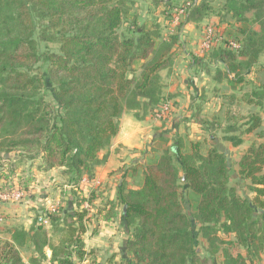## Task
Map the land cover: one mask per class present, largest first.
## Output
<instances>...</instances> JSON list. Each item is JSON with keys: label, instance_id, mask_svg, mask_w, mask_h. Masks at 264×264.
I'll list each match as a JSON object with an SVG mask.
<instances>
[{"label": "trees", "instance_id": "1", "mask_svg": "<svg viewBox=\"0 0 264 264\" xmlns=\"http://www.w3.org/2000/svg\"><path fill=\"white\" fill-rule=\"evenodd\" d=\"M188 2L175 34L164 39L160 22H142L130 0H0V159L9 160L17 150L38 157L40 170L59 169L70 187L92 180L106 158L99 153L118 132L124 109L144 116L167 98L160 71L173 65L183 24H197L210 14L225 23L224 35L240 46H213L194 64L212 72L215 83L225 80L231 90L249 83L247 73L254 66L264 71L258 64L264 52V0H220L216 7L215 0ZM41 44L56 49H41ZM256 80L239 97L223 96L225 121L218 115L199 118L208 130L221 128L222 140L232 146L242 143L244 133L259 140L237 161V174L250 181L253 196L229 186L226 152L213 134L211 142L177 136L160 153L152 148L142 164L125 169L104 219L119 213L126 251L117 262L111 254L106 264H205L209 259L255 264L264 253V82ZM235 101L257 110L242 122L231 113ZM127 177L138 182L130 185ZM68 195L54 211L39 208L43 216L37 214L28 229H13L11 240L1 246L0 264H24L19 251L25 247L35 262L83 264L88 257L100 264L81 237L87 217L81 205L95 194L78 199L71 188ZM44 216L51 230L42 223ZM218 232L231 233L234 240ZM198 236L207 242L203 252L197 249ZM220 245L236 252L223 246L217 263Z\"/></svg>", "mask_w": 264, "mask_h": 264}, {"label": "crops", "instance_id": "2", "mask_svg": "<svg viewBox=\"0 0 264 264\" xmlns=\"http://www.w3.org/2000/svg\"><path fill=\"white\" fill-rule=\"evenodd\" d=\"M182 18L183 15L178 16L176 22L174 21V14H171L170 21L172 24L174 23V25H177ZM207 25L216 27L224 35L225 23L220 22L219 17L213 14H210L197 24L192 22L184 23L179 37L184 36L186 43L180 42L179 40V45L175 47L176 52L171 69L160 71L163 83V94L171 95L173 99L176 100L174 108L167 118L157 120L152 117L151 112L144 116H141L142 113L139 112L140 117H136L134 115V113L137 112L136 110L124 109L119 119L118 132L111 139L109 147L100 152V156L106 157L105 161L97 167L94 178L87 183L88 187L91 185L90 188L92 186H100L96 190H93V187V189L89 191L85 189L82 192L83 196H86L87 191L88 196L92 192L95 194V198L91 203L84 201L81 205L82 208L86 209L87 216H90L89 220L97 225L96 233L94 231L92 233L90 232L88 235L91 238V243H96L92 238H96L97 240L104 239L97 234L105 235L106 233L109 235L108 237H112L110 239L114 240L117 236H122V240L126 238L125 232L119 235L116 231V234H114L115 229H118L120 224L119 213L109 220L104 219V215L109 208L107 202L115 200L116 187L125 169L134 167L137 162L142 164L147 156H151L150 150L157 147L156 143L161 138L168 139L171 142L177 136L188 134L190 139L207 138V140L211 142V134H213L215 138L220 134L221 136H219V139L222 140L224 133L221 128L208 130L207 125L201 123L199 118L210 119L212 115H218L220 118H224V109L226 105V103H224V95L233 93L236 97H239L243 92L248 91L253 84H256V78L259 79V82H264V71L261 67L254 66L253 71L247 73V82L249 83H241L237 89L231 90L225 80L221 83H215V81L212 80V72L207 73L195 65L194 58L207 55V51H203L200 48V40L203 36L204 28ZM252 28L254 30L259 29L257 24H254ZM163 38H168V36L165 35ZM217 46L222 45L218 44ZM258 64L264 66V52L259 55ZM215 65L216 64H214V66ZM217 66L222 68L220 64ZM236 102L237 101L231 106L230 110L231 113L238 116L239 119L242 118V114H238L237 108L245 106L253 108V111L257 109L243 101H239V103ZM197 111L199 112L198 116H195L194 114ZM216 140L217 139H215L214 142L217 143ZM225 142L229 143L228 141ZM159 143L161 142L159 141ZM229 145L232 146L231 143H229ZM51 173H53V170L44 172V175ZM127 179L130 180L129 184L132 185V179L128 177ZM85 188L87 187L85 186ZM85 204H87V206L84 207ZM95 205L99 208L91 212L92 207H95ZM85 233H87V226L83 234ZM83 234H81L82 239ZM83 241L85 243L84 239ZM85 249L88 250L86 246ZM92 249L95 250V246H92L89 250ZM45 253L48 258L50 256L48 247H45Z\"/></svg>", "mask_w": 264, "mask_h": 264}, {"label": "rangeland", "instance_id": "3", "mask_svg": "<svg viewBox=\"0 0 264 264\" xmlns=\"http://www.w3.org/2000/svg\"><path fill=\"white\" fill-rule=\"evenodd\" d=\"M165 1L170 2L168 7L172 8L171 10L170 8L166 7ZM186 1L188 0H130L129 6L132 10L134 11L136 10V12L140 14L142 22H147V24H149L150 21L160 22L162 36L164 37L165 35L169 36V34H175L176 28L179 23L177 25H174V23L172 24V22L170 21L171 14H177V10L181 8H183V11L180 14H184V12L186 11V7H184ZM219 2L220 0H215V2L213 3L214 7H216ZM166 14H170V15L169 16L167 15L168 17H165ZM181 29H183V26ZM179 40L180 42L186 43L185 42L186 40H184V36H180ZM40 47L41 49L42 48H50L53 50L56 49V46L52 44L50 45L41 44ZM37 65H41V64L38 63ZM44 94L46 95L47 98L50 97V92L47 89L44 90ZM165 96L167 97V99L173 102V104L176 103V100H174L171 95H165ZM150 112L152 115V110ZM237 112L240 115L242 114L241 115L242 118H240V120L244 122L246 116L251 112H253V108L241 106L237 108ZM261 113H262L261 124L262 127L264 128V112L261 111ZM237 124H240V121ZM217 136H218L216 138L217 145L221 150H225L227 162L230 168V173H229L230 178L228 181L229 186L235 189L236 194H239L241 196L247 195L251 198L253 196V193L250 191V181L248 179H244L240 177L237 174V160L251 142H253L254 140L255 141H259V140H257L254 137L253 133H249V134L244 133L242 135L243 141L241 145L237 147H233L230 146L229 143L225 142L224 140L219 139L220 138L219 136H221L220 134H218ZM159 141L162 144L159 143ZM159 141L156 143L157 147L154 148V149L157 148L156 152L158 151L159 153L161 149H164L165 147L171 144L170 140L165 138H161L159 139ZM29 156H30L29 153H24L21 155L17 150H14L9 153V160L4 161L3 159H0V193L2 192L22 193L21 197L16 200L11 198H7L4 200L0 198V216L2 218V220L0 221V249L5 241L11 240V233L13 229L15 228L28 229L31 225H33V222L37 218V214L42 215L39 211H37L39 208L44 207L47 208L48 210L54 211L58 207L64 206L67 199L70 198L68 194H70L69 192L71 188H73V191L75 192L78 199L81 198L86 199L88 197V191L90 189H93L94 187L92 186L90 188L91 185L89 187L87 186V183L90 180L86 178H84L79 183V185L75 187H70L66 183V177H64L60 173V170L56 168L52 169L53 173L44 175V172L47 171H43L39 169L41 160L38 157L32 159ZM262 171L264 172V166ZM127 181L129 184L130 180L127 179ZM137 182H138L137 177L136 179L132 178L131 183L135 184ZM85 186L87 188H85ZM99 186H96L97 188L94 187L93 190L98 189ZM85 189H87L88 191L86 196H83L82 192ZM85 206H87V204H85L84 207ZM96 208L99 207L95 205V207H92V211L91 210L90 211L93 212L94 210H96ZM89 218L90 216H87L85 219V224L87 226V233L83 234V239L85 240L86 248L89 250L92 248V246H95L96 249L95 250L92 249V250L95 251L96 262H100V264H106V260L111 254L115 255V259H114L115 262L119 261L120 254L125 253L126 251L125 241L121 239L122 236L120 237L117 236V238L114 240V239H110L112 237H108L109 235H107L106 233L105 235L97 234L99 235V237H102L104 239L97 240L96 238H92L96 243H91L90 240L91 238L88 235L90 232L92 233L95 231L96 233L97 225L93 223L91 220H89ZM41 221L48 230H51L50 224L45 216L41 218ZM116 231L119 233V235H121L120 233L124 232L120 224H119V228L115 229L114 234H116ZM218 235L226 240H234V236L231 233L224 234L222 232H218ZM206 246H207L206 240L201 236H198L197 249L200 252H203ZM223 246L228 247V249H230V251L233 253L236 252V249L232 246H227V245H223ZM223 246L220 245L218 253L216 254L217 263L222 259L221 248H223ZM19 254L24 264H52L49 263L47 259H45L44 261L40 260L38 262L32 260V258L35 255L32 254L30 247H25L21 249L19 251ZM254 262L255 264H264V253L262 251L258 253L257 257L254 259ZM83 264H92L91 259L87 257V259L83 262ZM205 264H212V263L209 259Z\"/></svg>", "mask_w": 264, "mask_h": 264}, {"label": "built area", "instance_id": "4", "mask_svg": "<svg viewBox=\"0 0 264 264\" xmlns=\"http://www.w3.org/2000/svg\"><path fill=\"white\" fill-rule=\"evenodd\" d=\"M189 2L186 1L184 4V7L188 6ZM183 8L177 10V14H174V21L177 22L178 16H182ZM218 44H221L223 47H228L232 50H237L240 46V42L232 39L225 37L222 32H220L216 27L212 25H207L204 28L203 31V36L200 40V48L203 51H208L211 47L217 46ZM174 104L171 102L169 99L165 98L162 100L154 109L152 110V117L157 119V120H163L165 119L173 110ZM22 193L21 192H5V193H0V198L1 199H19L21 197ZM2 220L0 216V221Z\"/></svg>", "mask_w": 264, "mask_h": 264}, {"label": "water", "instance_id": "5", "mask_svg": "<svg viewBox=\"0 0 264 264\" xmlns=\"http://www.w3.org/2000/svg\"><path fill=\"white\" fill-rule=\"evenodd\" d=\"M184 178H185V175H182V180H184Z\"/></svg>", "mask_w": 264, "mask_h": 264}]
</instances>
